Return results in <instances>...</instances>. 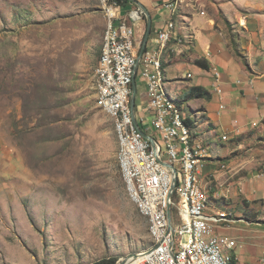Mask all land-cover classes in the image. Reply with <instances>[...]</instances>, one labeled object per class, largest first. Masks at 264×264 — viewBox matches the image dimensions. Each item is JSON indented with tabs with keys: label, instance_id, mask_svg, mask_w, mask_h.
Listing matches in <instances>:
<instances>
[{
	"label": "rangeland",
	"instance_id": "374dc122",
	"mask_svg": "<svg viewBox=\"0 0 264 264\" xmlns=\"http://www.w3.org/2000/svg\"><path fill=\"white\" fill-rule=\"evenodd\" d=\"M201 9L206 22L200 16L192 24L198 36L215 34L237 69L264 83V0H204ZM175 20L181 33L194 29ZM106 26L100 0H0V264L117 263L152 244L147 219L123 180L114 122L97 100L95 69ZM197 70L178 61L167 75L187 114L185 85L195 82ZM137 83L139 105L146 98L140 75ZM202 101L210 99L190 107ZM211 101L219 106L218 96ZM189 113L211 155L230 154L241 139L235 133L234 141H223L224 128L209 130L208 118ZM257 120L249 126L256 136L243 133L247 145L224 158L221 197L215 198L216 180L210 189L214 204L237 219L224 231L250 253V242L264 240V120Z\"/></svg>",
	"mask_w": 264,
	"mask_h": 264
},
{
	"label": "built area",
	"instance_id": "2783aa9c",
	"mask_svg": "<svg viewBox=\"0 0 264 264\" xmlns=\"http://www.w3.org/2000/svg\"><path fill=\"white\" fill-rule=\"evenodd\" d=\"M100 1L107 26L95 69L97 100L114 122L123 180L129 197L147 219L152 239L148 249L126 264H230L237 239L224 229L237 219L214 204L210 195L214 179L205 174L212 155L195 142L198 125L185 112L184 103L172 95L173 81L164 66L166 54L190 48L193 36L179 32L175 18H171L158 31L152 48L146 46L139 59L141 43L136 42L131 21L143 18L141 10L134 8L122 16V5L117 0ZM185 1H167L164 7L175 14ZM203 1L192 0L201 14H205ZM135 74L140 75L146 88V98L136 104L135 116L143 131L154 137L155 147L133 118ZM215 76L219 80V70H215ZM229 139V134L222 135L223 141ZM162 160L174 165L176 173ZM216 169L227 170V165L218 161ZM220 197L219 193L215 196Z\"/></svg>",
	"mask_w": 264,
	"mask_h": 264
},
{
	"label": "crops",
	"instance_id": "0c3cea01",
	"mask_svg": "<svg viewBox=\"0 0 264 264\" xmlns=\"http://www.w3.org/2000/svg\"><path fill=\"white\" fill-rule=\"evenodd\" d=\"M139 1H141L146 5L148 10L150 11L152 18V29L147 43L148 48L150 47L149 46L150 44H152L153 46L154 44L153 40L156 34L163 26H165V24L171 18H176L182 23L185 22V24L189 29L190 27L191 29L194 28L191 31V34L193 36V44L190 46V48L183 47V52L179 54L175 52L166 54L164 59V66L166 68L167 75H168L169 67L174 65L178 61L192 62L194 64H197L196 63L197 58H202L207 60L210 64V69H205L197 64L198 70L195 72L197 75L195 82H192V84H186L185 86L189 89L194 85L204 86L210 90L212 97L210 98V102H207L208 104L204 103L203 101L201 103L199 102L201 106L200 108L196 109L197 111L193 110L190 107V104H193L192 102L195 100H201L204 98L191 99L192 101L186 100L189 101L188 110L189 112L194 111L199 121L208 118L207 120L209 123V127H208L209 130L215 128L219 130V128L222 127L225 129L222 135L224 133L229 134L230 136H232L231 140L235 138V133L240 134L237 136H240L241 139L236 140L235 142L236 145L232 149L231 153L228 155L218 156V157H215L212 154V159L209 164V167L205 170V174H209L210 176L207 175L209 176V178L213 177L214 181L216 180L217 185H219V188L216 190V194L218 192L221 193L222 189L220 186H223L225 181L218 180L223 175V173L220 172L221 169H216L218 160H222L228 163L229 160L227 161V159L225 160L224 158H228L230 155L238 151L239 148H242L244 145H247L245 142L246 138L245 139L242 138L245 136V134L243 133H248L249 135H251V137L256 136V134L253 133L251 129H249V126H255L254 122L256 123L259 122L257 118H260L261 121L264 120V106H262V103H264V83L262 81H256V79L260 78L259 76L251 77L247 71H241V70L239 71L237 69L238 63L233 61V59L229 55V52L219 44V42L216 40L215 34H213L210 31H207V34L198 36V32H196L198 28L196 27L192 28V24L194 26V24H196V21L198 20L197 18H200V16H202L203 19H205L204 17L206 13L201 14L194 7L195 4L194 2H192V0H186L185 3H182L179 9L177 10V13L175 14H173L164 7L165 2L173 1V0H139ZM121 5L122 7L120 13L123 16L122 9L125 6L123 4ZM134 8L140 9L143 14V18L140 19L139 21L136 22L131 21V24L134 25L136 30L135 33L136 42L137 44L141 43L142 45L146 34L145 30L147 31L148 19L146 14L143 12V10L135 3H133V5H131L127 11L130 12ZM183 9H187V12L189 14L191 13L192 16L183 13L182 12ZM207 27L210 29L209 25H207ZM204 30L205 29H203V31ZM203 37H206V39L204 40ZM178 47L182 48V46L180 45H178ZM229 60L236 65L234 66L231 65L229 63L230 62ZM215 70L220 71L219 80L216 79ZM232 70L234 72H237L238 74L237 79L233 77L234 73L232 72ZM189 73H191V76H188ZM193 76L194 75L191 71L187 72V78L192 79ZM236 82L241 83L242 85L235 86L234 83ZM261 83H263V85H261ZM214 96H218L219 106L215 105L211 101ZM179 100L183 102L184 99L182 95H181V99ZM198 113L200 115H198ZM249 118L252 120H248ZM193 120L195 121V119ZM199 137H200V132L199 130H197L195 136V142L198 144H200ZM200 145L202 146V144ZM227 175H228L227 179L229 180L233 176L232 173L231 174L228 173ZM230 175L232 176L229 178ZM240 190L242 191V188ZM247 191H249L248 188ZM233 193L235 192L233 191ZM254 229L255 227H252L250 230H254ZM243 230H247V229H243ZM240 237L244 238L245 236L241 235ZM244 244L241 245V247H239L238 244L236 249L232 251V255L238 260V263L264 264V240L262 241L261 239H258V240H254L253 242H250L248 246L250 249L253 248L254 250V252L251 253L245 250L247 244L246 243Z\"/></svg>",
	"mask_w": 264,
	"mask_h": 264
},
{
	"label": "water",
	"instance_id": "95a60500",
	"mask_svg": "<svg viewBox=\"0 0 264 264\" xmlns=\"http://www.w3.org/2000/svg\"><path fill=\"white\" fill-rule=\"evenodd\" d=\"M129 1H131V2L135 3L136 5H138L143 10V12L146 14L147 19H148L147 31H146V34H145V37H144V41H143V43L141 45V48H140V51H139V59H140L142 57L145 49H146V46H147V43H148V40H149V36H150V33H151V29H152V18H151L150 11L148 10V8L146 7V5L144 3H142L139 0H129ZM137 68H138V64L136 66V69ZM132 88H133V91H132V96H131V105H132V109H133L134 121H135L136 125L138 126V128L143 132L144 136L146 138H148L151 141L152 145L155 147V139H154V137L149 135L145 131H143V129L139 126V124L137 122V119H136V116H135L136 95H137V76H136V74L134 75ZM162 162L164 163V165L174 169V165H172L171 163H168V162L163 161V160H162ZM174 172L176 173L175 169H174ZM175 184H176V177H174L172 189H174ZM171 212H172V207L169 206L168 215H169L170 220H171ZM136 256H137V253L128 255L126 257H123L116 264H126L128 261L136 258Z\"/></svg>",
	"mask_w": 264,
	"mask_h": 264
},
{
	"label": "trees",
	"instance_id": "16d2710c",
	"mask_svg": "<svg viewBox=\"0 0 264 264\" xmlns=\"http://www.w3.org/2000/svg\"><path fill=\"white\" fill-rule=\"evenodd\" d=\"M120 4H123L125 7H130L133 5V2L129 0H117ZM196 63L205 68V69H210V64L207 60L202 59V58H197ZM138 84V83H137ZM212 97L211 92L208 88L201 86V85H194L189 89L188 94L185 96V100H191L195 98H208L210 99ZM188 123L192 124V121L190 119L187 120ZM212 159V157H211ZM222 161V160H218ZM224 162V161H222ZM117 259L116 258H108V259H99L95 262H92L90 264H116ZM230 264H239L238 260L233 257L231 259Z\"/></svg>",
	"mask_w": 264,
	"mask_h": 264
}]
</instances>
